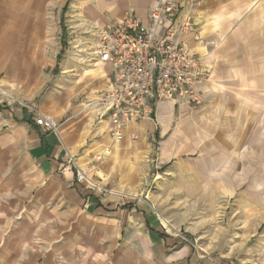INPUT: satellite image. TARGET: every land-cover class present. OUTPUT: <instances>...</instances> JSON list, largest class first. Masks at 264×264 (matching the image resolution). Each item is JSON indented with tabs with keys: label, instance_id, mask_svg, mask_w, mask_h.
I'll return each instance as SVG.
<instances>
[{
	"label": "rangeland",
	"instance_id": "374dc122",
	"mask_svg": "<svg viewBox=\"0 0 264 264\" xmlns=\"http://www.w3.org/2000/svg\"><path fill=\"white\" fill-rule=\"evenodd\" d=\"M14 2L13 0L12 3ZM42 3L47 21L46 30L49 34L53 33L55 39L50 41V45H43L42 54L31 55L29 64L24 62L23 65L24 55L7 57L13 61L12 77L6 73V68L12 64H6L4 58L0 60V108L29 107L37 115L39 111L42 112L40 107L47 101V97L55 90L53 79L61 73L60 67L76 62L90 68L85 61L84 49L82 51L76 46L69 48V19H74L75 16L80 19L79 15L84 13V3L80 0H42ZM14 7L10 13V0H0V24L15 20L11 18L15 16L17 6ZM21 12L22 7L18 6V16ZM9 25H16V21ZM243 25L242 22L239 25L241 27H237L240 33L236 36L229 31L220 39L206 36L201 38L205 52L198 53L205 55L210 52L209 55L213 57L212 77L207 83L212 93L221 95V101L224 98L227 100L228 95H234L239 97L240 104L245 105L244 102L247 101L252 106L247 119L252 132V167L247 169V173L244 166L233 165L236 152L227 143L230 137L227 123L229 116L224 112L217 115L215 136H206L210 141L216 139L215 146L209 141L211 150L206 156L193 152L170 161L164 159L160 150L162 137L159 136V130L147 136L142 135L141 132L146 131V125L136 142L131 143L128 139L116 145L123 152L131 151L130 158L135 157L141 161L142 173L136 182V197L128 196V192L124 191L125 187H121L132 174L129 167L114 166L113 159L106 152L101 158L93 159L95 161L91 159L103 150L97 147L99 143L88 146L85 152H81L84 156L82 161L86 163L84 167L76 160V170H82L86 174L82 183L89 186L91 191L104 197L112 196L120 204H131L136 209L151 208L158 217L160 213L163 217L165 215L173 230L168 231L165 227L164 230L176 233L173 234L189 243L194 249L193 256L201 260L200 264H264V71L255 63L260 60L264 62V39H252L253 43L246 40L243 38ZM88 39H92L88 41L91 45L95 44L93 33ZM247 52L255 58L249 55L246 58ZM79 57L83 59L79 60ZM26 60L28 59L24 58ZM91 67L102 69L101 66ZM90 78L93 84L88 90H85L83 77L66 81V87L61 86V89L70 94L69 102L71 101L67 102L65 117H70L77 110V113L81 112V103L86 101L87 93L98 89L100 79H96L95 75H90ZM222 104L227 105L221 102L220 105ZM186 111L188 108L179 110L178 107L176 114L180 116ZM177 116L173 125L180 121ZM190 116L191 121L185 129L196 131L197 116L195 112ZM220 118H223L222 123ZM210 124L213 131L214 123ZM104 143L110 145V149L115 145L107 138ZM241 156L243 162L244 153ZM21 157L20 161L23 162L24 158ZM19 169L18 164L12 168L14 181L17 179L15 172ZM100 172L110 173V179L104 186L97 185L103 182ZM158 176H161L160 181H157ZM27 188L24 186L22 189H13L10 197L8 194L11 193L4 188L0 190V264H165L160 260L163 257H158L159 260L147 257L142 238L146 229L137 223L133 227L128 223L127 215L140 214L136 210L126 211L125 216L119 218V223L109 217L110 230L102 232L107 237L99 242L96 253L82 254L84 248L80 245L79 248L62 246L63 248L55 251L52 240L48 243L53 237L52 227L55 221L62 222L71 217L75 218L73 223L95 226L106 219L86 217L81 213L71 216L58 214V207L69 206L68 203L53 198L38 200L35 194L26 196ZM148 191H154L159 206L147 197ZM172 226L166 227L171 230ZM44 238L45 241L42 240ZM69 251H72V255Z\"/></svg>",
	"mask_w": 264,
	"mask_h": 264
},
{
	"label": "crops",
	"instance_id": "0c3cea01",
	"mask_svg": "<svg viewBox=\"0 0 264 264\" xmlns=\"http://www.w3.org/2000/svg\"><path fill=\"white\" fill-rule=\"evenodd\" d=\"M12 1L10 0V13L13 12L15 5L22 7V12L18 16L16 7L15 16L11 17L15 20H8L6 23H2L3 25L0 24V60L4 58L6 64H12L13 61L7 57L11 58L12 55L18 54L24 55L23 65L24 62L29 64L30 56L37 53L42 54L43 45H50V41H53L55 36L46 30L47 21L42 8V0H14V3ZM80 1L84 3V13L79 15L80 19L77 16H75L76 19L75 17L69 19V48L74 46L80 49L84 48L88 36L97 33L108 19H122L128 12H134L144 19L147 18L149 8L154 2V0ZM83 5H80V8L81 6L83 8ZM191 14L200 26L202 38L206 36L207 38L220 39L229 31L232 33L231 35L236 36L239 32L238 28L241 27L239 25L243 22L245 28V32H242L243 38L251 42L252 39H264V0H198L192 7ZM240 15H242L241 18H239ZM9 21L11 23L16 21V25H9ZM60 26L62 28L61 21ZM189 43L200 54L205 52V46L200 41L196 42L190 39ZM261 47H263L262 44ZM209 53L201 55L203 62L210 70V76L201 87L203 91L202 103L194 108L181 106L179 110L188 108V111L184 112V115L181 113L180 116L176 114L178 107L174 102L161 103L154 120L145 123L146 131L141 134L147 136V134L159 130V136L162 137L160 140L161 155L166 160L170 161L193 152L206 156L207 152L211 150L210 140L206 136L208 134L215 136L217 115L224 112L229 116L227 123L230 137L227 143L236 152L233 165L235 167L244 166L247 173V169L252 167V132L247 120L249 119L248 111H251L252 106L247 101L244 102L245 105L240 104L241 100L234 95H228L227 100L224 98L221 101V95L212 93L207 86L213 71V57L211 58ZM245 55L246 58L248 55L255 58L248 52ZM260 55H262L261 50ZM24 58L28 60L24 61ZM79 60H81L80 57ZM255 63L261 66L260 69L264 71L262 60ZM13 66L12 64L6 68V73L10 77H12ZM60 68L61 73H58L53 79L55 90L40 107L42 112L39 111V113L51 114L57 118L61 123L59 132L49 131L38 125L35 121L36 113L29 107L10 108L5 106L0 108V190L4 188L6 192L11 193L8 194L10 197L13 189H22L26 186L28 187L26 196L35 194L38 200L53 198L59 202L63 200L62 202L68 203L69 206L58 207V214L71 216L81 213L86 217L106 219L105 222L95 226L73 223L72 220L75 218L71 217L62 220V222L61 220L55 221L52 227L53 237L48 240V243L52 240L55 251L57 248L60 250L65 246L79 248L80 245L84 248L82 254L96 253L100 246L99 242L103 237H107L102 232L110 230L109 217H112L113 220L116 219L119 223V218L124 217L126 211L136 210V212H140L141 216L138 213H133L132 216L127 215L128 223L131 227L137 223L146 229V234L142 235V238L148 258L163 257L164 259L160 260L165 264H200L201 260L193 256L194 249L189 243L175 236L176 233L164 230L165 228L168 231L173 230V226L165 215L163 217L160 213L161 215L158 217L151 208L140 209L139 207L136 209L131 204H120L112 196L104 197L93 192L89 186L77 180L76 160L82 167L86 164L85 161H82L84 156L81 155V152H85L88 146L98 143L100 145L97 147L102 149L101 146L108 136L105 138L101 136L96 125L97 110L87 108V101L81 103L83 107L81 112L77 113V110L70 117H65L64 111L68 108L67 102H69L70 94L68 95L65 90L61 89V86L66 87V81L79 80L78 78L83 77L85 90L86 88L88 90L89 86L93 84L90 75L93 77L95 75L96 79H100L97 88H101L105 84V75L102 69L87 68L83 63L73 62V64ZM95 92L96 90L92 89L90 93H87L88 97L94 98ZM221 102L227 103V105H220ZM194 112L197 116V130L188 131L185 128L191 121V113ZM176 116L180 118L178 126L173 125ZM222 120L223 118H220L221 123ZM210 123H214L213 131H211ZM210 142H213V146H215L216 139H211ZM221 142H224L223 139ZM103 151L111 156L114 166L130 168L132 174L126 184L121 187H125L124 191L128 192V196L136 197L138 195L136 182L142 173L141 161L135 157L130 158L131 151L123 152L116 145L113 146V149L105 147ZM103 151H99L91 159L96 160L97 157H102ZM242 153H244L243 162L242 156L240 157ZM19 157L24 158V161L21 162ZM17 164L20 169L15 172L17 179L14 181L12 168ZM99 174L103 182L101 181L97 185H106L110 179V173L100 172ZM147 197L154 200L156 206L160 205L154 191H148ZM166 226H172V229L169 230ZM42 240L45 241V238ZM69 254L72 255V251H69Z\"/></svg>",
	"mask_w": 264,
	"mask_h": 264
},
{
	"label": "built area",
	"instance_id": "2783aa9c",
	"mask_svg": "<svg viewBox=\"0 0 264 264\" xmlns=\"http://www.w3.org/2000/svg\"><path fill=\"white\" fill-rule=\"evenodd\" d=\"M196 2L154 0L147 18L128 12L122 19H108L93 34L94 45L87 39L81 49L85 61L90 68L101 66L105 75L95 97H85L87 108L97 110L96 125L109 142H136L161 103L174 102L179 108L202 103L201 87L210 70L189 43L190 39L202 42L200 26L191 14ZM35 121L59 132L61 123L54 115L37 113ZM85 179L78 170L77 180Z\"/></svg>",
	"mask_w": 264,
	"mask_h": 264
},
{
	"label": "bare ground",
	"instance_id": "6f19581e",
	"mask_svg": "<svg viewBox=\"0 0 264 264\" xmlns=\"http://www.w3.org/2000/svg\"><path fill=\"white\" fill-rule=\"evenodd\" d=\"M157 179L160 180L161 179V176H158Z\"/></svg>",
	"mask_w": 264,
	"mask_h": 264
}]
</instances>
